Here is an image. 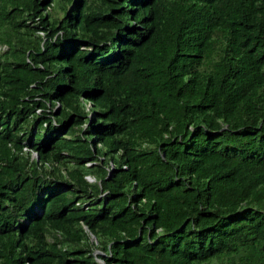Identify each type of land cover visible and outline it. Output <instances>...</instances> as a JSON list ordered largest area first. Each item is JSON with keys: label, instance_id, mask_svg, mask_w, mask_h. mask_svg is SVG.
Listing matches in <instances>:
<instances>
[{"label": "trees", "instance_id": "trees-1", "mask_svg": "<svg viewBox=\"0 0 264 264\" xmlns=\"http://www.w3.org/2000/svg\"><path fill=\"white\" fill-rule=\"evenodd\" d=\"M60 1L0 0V264H264V0Z\"/></svg>", "mask_w": 264, "mask_h": 264}, {"label": "rangeland", "instance_id": "rangeland-1", "mask_svg": "<svg viewBox=\"0 0 264 264\" xmlns=\"http://www.w3.org/2000/svg\"><path fill=\"white\" fill-rule=\"evenodd\" d=\"M52 1H53V4L51 5L50 10L48 9L49 12H51V11H57V12H53V13H59V11H58L59 7L58 6H59V3L61 1L60 0H52ZM89 162H91V161H89V160L85 161V163H89ZM88 177H90L88 179H92V176L90 174H89Z\"/></svg>", "mask_w": 264, "mask_h": 264}, {"label": "water", "instance_id": "water-1", "mask_svg": "<svg viewBox=\"0 0 264 264\" xmlns=\"http://www.w3.org/2000/svg\"><path fill=\"white\" fill-rule=\"evenodd\" d=\"M36 156V155H35ZM89 234V237L90 238H94V235L91 233V232H89L88 233ZM96 251H99L97 248H94V249H92V252H96ZM97 258V257H96ZM98 260H99V258H97ZM101 260V259H100Z\"/></svg>", "mask_w": 264, "mask_h": 264}, {"label": "clouds", "instance_id": "clouds-1", "mask_svg": "<svg viewBox=\"0 0 264 264\" xmlns=\"http://www.w3.org/2000/svg\"><path fill=\"white\" fill-rule=\"evenodd\" d=\"M32 153H34V152H32ZM86 176V178L88 179V178H90V177H88L89 175H85ZM92 176V175H91ZM93 178V177H92ZM88 180H90V179H88Z\"/></svg>", "mask_w": 264, "mask_h": 264}]
</instances>
